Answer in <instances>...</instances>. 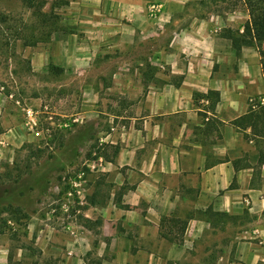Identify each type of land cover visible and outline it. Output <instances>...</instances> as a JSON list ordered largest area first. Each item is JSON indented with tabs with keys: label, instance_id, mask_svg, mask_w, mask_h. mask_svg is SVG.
Listing matches in <instances>:
<instances>
[{
	"label": "crops",
	"instance_id": "1",
	"mask_svg": "<svg viewBox=\"0 0 264 264\" xmlns=\"http://www.w3.org/2000/svg\"><path fill=\"white\" fill-rule=\"evenodd\" d=\"M152 2L162 6L154 19L147 16ZM207 2L68 0L69 26L84 32L85 42L148 41L152 63L160 61L168 75L163 86H126L101 98L124 112L88 109L97 93L83 87L85 121L99 123L97 135L105 136L103 161L87 172L72 229L29 213L26 235L37 264L264 263V121L253 130L242 120L264 104L261 56L254 45L236 49L230 36L243 31L245 7ZM2 101L0 158L10 159L30 134L23 112ZM67 104L77 105L76 97ZM211 211L228 221L212 219ZM17 250L22 261L28 250ZM8 252L0 245V264H8Z\"/></svg>",
	"mask_w": 264,
	"mask_h": 264
},
{
	"label": "rangeland",
	"instance_id": "2",
	"mask_svg": "<svg viewBox=\"0 0 264 264\" xmlns=\"http://www.w3.org/2000/svg\"><path fill=\"white\" fill-rule=\"evenodd\" d=\"M223 2L226 9L245 7L241 0ZM67 5L68 0H35L30 6L26 0H0V84L12 86L20 102L15 104L0 94L3 104L16 115L21 116L23 112V121L24 109L42 121L46 115H51L55 122L78 119L70 129L55 130L48 145L28 135L12 147L10 159L7 155L0 158V245L9 247L13 262L18 261V246L34 247L26 235L29 213L38 211L47 217L46 211L57 197L52 191L53 184L63 175L68 177V169H79L85 160L93 159L86 136L92 131H95L93 150L101 152L98 136L103 134L97 135L100 124L86 122L85 106L80 105L83 87L93 86L97 93L98 101L93 106L87 105L88 109L123 111L122 107L105 106L101 98L121 95L120 90L126 86H163L168 75L159 65L160 61L157 60L158 65H154V60L152 63L149 49L152 44L148 41L85 42V33L69 26L71 13ZM220 5L221 11L225 9ZM74 33L77 37L73 40L69 36ZM163 45L157 43V47ZM177 78L168 76L167 80L177 81ZM102 86H111L112 91L101 90ZM73 96L77 105L71 107L67 103ZM123 104H127V99ZM59 168L63 170L58 172ZM10 207L21 208L26 217L19 212L5 214L3 209ZM36 254L28 250L20 264L37 261ZM205 258L203 261L207 264Z\"/></svg>",
	"mask_w": 264,
	"mask_h": 264
},
{
	"label": "built area",
	"instance_id": "3",
	"mask_svg": "<svg viewBox=\"0 0 264 264\" xmlns=\"http://www.w3.org/2000/svg\"><path fill=\"white\" fill-rule=\"evenodd\" d=\"M161 10L162 6L160 3H150L147 7L148 18H156L161 13ZM0 94L14 101L15 104L20 103L15 97L12 86H4L0 84ZM24 112V128L33 138L40 139L46 145H48L53 139L55 130L70 129L78 121L77 118H72L55 122L51 115H46L42 121L38 116H34L33 112L29 109H24ZM43 113L47 114V112ZM102 134L104 135V133ZM103 135L98 136L99 146L105 142V136ZM92 155L94 156L92 160H85L79 169H68V177L67 175L61 176L58 182L52 186V191L57 197L51 202L46 211L47 219L59 221L66 230H70L74 226L77 204L82 198V191L86 182L87 172L95 170L102 164V157L98 153L94 151Z\"/></svg>",
	"mask_w": 264,
	"mask_h": 264
},
{
	"label": "trees",
	"instance_id": "4",
	"mask_svg": "<svg viewBox=\"0 0 264 264\" xmlns=\"http://www.w3.org/2000/svg\"><path fill=\"white\" fill-rule=\"evenodd\" d=\"M28 5H33V2L35 0H26ZM212 3H218V2H223V1H228V0H210ZM229 1H240V0H229ZM244 2L245 8L248 12V19L246 22L243 24V31L239 33L238 30L232 31L230 36L232 37L233 40V45L236 47V49H239L241 45H254L258 48V51L261 56V64H262V71L264 74V48L262 47V44L264 43V0H241ZM251 120L253 124L252 129L254 130L255 125L257 122L264 121V104L260 105L257 110L254 112H250L244 116H242V120L244 119ZM241 119V118H240ZM236 122H239V119L236 120ZM9 207V206H8ZM13 209V210H12ZM3 212L5 213H20L22 214V217H26V214L21 212V208L16 207V208H4ZM210 217L213 219L217 220H222L228 215L224 212H210ZM174 221V220H170ZM184 227V223L181 225ZM171 237V236H170ZM178 238V236H176ZM33 240H30V243H32ZM25 247L27 250H32L33 253H37V249L34 248L33 246H18L17 248H22ZM8 264H20V260L17 262H13L12 260V255L8 253ZM31 264H37V261H34ZM259 264H264V263H259Z\"/></svg>",
	"mask_w": 264,
	"mask_h": 264
}]
</instances>
